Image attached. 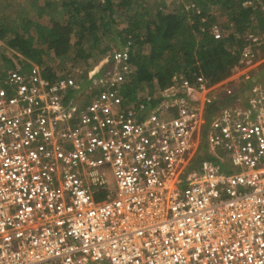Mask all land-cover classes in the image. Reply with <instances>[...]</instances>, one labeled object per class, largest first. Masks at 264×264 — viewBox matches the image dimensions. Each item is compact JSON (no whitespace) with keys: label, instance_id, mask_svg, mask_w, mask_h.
Segmentation results:
<instances>
[{"label":"built area","instance_id":"1","mask_svg":"<svg viewBox=\"0 0 264 264\" xmlns=\"http://www.w3.org/2000/svg\"><path fill=\"white\" fill-rule=\"evenodd\" d=\"M244 40L219 81L134 100L132 39L89 69L0 59V264H264V58Z\"/></svg>","mask_w":264,"mask_h":264},{"label":"trees","instance_id":"2","mask_svg":"<svg viewBox=\"0 0 264 264\" xmlns=\"http://www.w3.org/2000/svg\"><path fill=\"white\" fill-rule=\"evenodd\" d=\"M74 1L77 4L75 3L72 16L75 15L77 19L68 22L69 26H62L60 37L48 43L56 55H63L69 51L71 33L74 31L75 26L77 28L75 31L80 35V39L75 44H80L86 38V35L89 38L90 36L96 38L93 42L97 44L101 39V37L97 38L96 34L99 26L103 27L105 31H109V28L112 27L108 13L110 10L109 4H113V0L103 5V12L99 18L101 24L99 23L100 25L97 26V19L94 18L92 11L81 14V10L86 8L92 10L94 7L93 1ZM205 1L191 2L190 5L185 6L184 12L180 13L176 9L160 12L145 23V30L142 32H140V29L144 28L141 27V24L137 22L130 24L129 31L133 35L129 34L127 38L117 44V47L121 48L128 39H132L134 42L132 62L135 70L130 88L125 90L127 99L134 100L139 94L147 93L146 84L150 82L156 81L157 89L168 88L177 82L181 75L192 79L196 74H204L211 81L216 82L222 79L238 63L241 48L245 43L243 36L238 35L233 30L227 32L228 30L224 29V24L222 25L223 36L220 39H215L208 29L204 32L200 30V16L195 14L190 6L192 3L196 4L201 8L202 15L210 18L205 24L208 28L210 23L215 20V16L211 15L213 19L209 16L210 13ZM245 1L247 0H214V3L218 7H226L228 10V20L226 19L227 24H225L227 26L233 23L237 29H240V27L248 28L250 27L249 23L255 21L261 27H264V8L261 7L264 6V0H262V5L258 4L253 8L244 7L243 3ZM252 1L256 2L257 0ZM127 3H130V0L121 2L122 5ZM8 31L11 35L9 38H7V33L1 31L0 38L7 42L12 49L25 55L29 51L34 55L40 52V50L37 51L40 49L37 46L32 50L31 41L25 32H20L14 28ZM104 34L106 33L104 32ZM147 45L148 47H145ZM17 64L19 63L12 61L13 66ZM155 92L157 93L158 90H154ZM155 102H157V99Z\"/></svg>","mask_w":264,"mask_h":264},{"label":"rangeland","instance_id":"3","mask_svg":"<svg viewBox=\"0 0 264 264\" xmlns=\"http://www.w3.org/2000/svg\"><path fill=\"white\" fill-rule=\"evenodd\" d=\"M92 1L94 4L92 10L86 8L85 10H81V14L83 15L85 12L89 13L92 11L94 18L97 19V26L101 24L99 18L103 12V5L106 2H111V0ZM122 1L124 0H113L114 3L109 4L110 10L108 14L111 18L112 27L109 28V31H105L103 27L99 26L96 34L97 38L101 37V39L97 44L93 42L96 38L91 36L89 38L88 35H86V38L80 44H75L80 39V35L75 31L77 29L75 26L74 31L71 33L69 51L63 55H56L48 43L60 37L62 26H69L68 22H73L77 19L75 15L74 17L72 16L74 14L75 3L77 4L76 1L0 0V31L7 33V38L11 36L8 31L11 28L25 32L31 41L32 50H34L35 46L40 48L37 50H40V52L36 55L30 51L25 55L12 49L7 42L0 38V59L9 64H11V61H15L16 63L26 62L28 64L36 63L48 70L54 71H62L76 65H82L85 69H89L117 48L118 42L127 38L129 34L133 35L129 31L131 23L137 22L141 24V27L144 28L140 29V32H142L145 30V23L160 12L176 9L180 13L184 12L185 6L190 5L191 2L198 3V0H130V3L122 5ZM205 3L210 15L215 16V19L219 21L221 26L224 24V29H227V32L233 30V32L243 37L251 32L260 36L261 43L255 49L256 54L260 58H264V27H261L255 21L249 23L250 27L248 28L240 27V29H237L231 24L227 26L225 25L227 24L226 19L228 20V10L226 7H218L214 3V0H206ZM145 47H148V45ZM39 55L40 57H38ZM260 69L264 73V63ZM146 85V91H154L158 87L156 81ZM206 147V144H203L201 151L205 150ZM109 177L112 178V175L110 174Z\"/></svg>","mask_w":264,"mask_h":264}]
</instances>
